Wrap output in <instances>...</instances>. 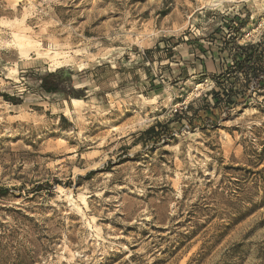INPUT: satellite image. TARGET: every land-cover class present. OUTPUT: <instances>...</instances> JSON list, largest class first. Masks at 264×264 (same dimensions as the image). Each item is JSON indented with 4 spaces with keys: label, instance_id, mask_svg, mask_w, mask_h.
I'll use <instances>...</instances> for the list:
<instances>
[{
    "label": "rangeland",
    "instance_id": "rangeland-1",
    "mask_svg": "<svg viewBox=\"0 0 264 264\" xmlns=\"http://www.w3.org/2000/svg\"><path fill=\"white\" fill-rule=\"evenodd\" d=\"M263 36L264 0H0V264H264V80L210 94Z\"/></svg>",
    "mask_w": 264,
    "mask_h": 264
},
{
    "label": "trees",
    "instance_id": "trees-1",
    "mask_svg": "<svg viewBox=\"0 0 264 264\" xmlns=\"http://www.w3.org/2000/svg\"><path fill=\"white\" fill-rule=\"evenodd\" d=\"M245 21L242 20L241 23ZM229 57L233 58V64L229 65L224 62L221 72L213 77L216 86L210 91V94L215 99L216 107L221 104L229 108L242 105L246 102V92L250 85L257 90L262 87L264 80V36L256 43L236 45V52ZM51 76H54L53 73L41 79V87L48 94L58 92V86L48 81ZM242 80L244 83L241 82ZM238 84H241L240 89L237 88ZM0 96L9 101L14 100V98L1 91ZM17 102L20 101L17 100ZM155 129V126L152 125L143 131V134L153 136L156 133ZM4 192L5 189L1 194Z\"/></svg>",
    "mask_w": 264,
    "mask_h": 264
},
{
    "label": "bare ground",
    "instance_id": "bare-ground-1",
    "mask_svg": "<svg viewBox=\"0 0 264 264\" xmlns=\"http://www.w3.org/2000/svg\"><path fill=\"white\" fill-rule=\"evenodd\" d=\"M74 102V101H73Z\"/></svg>",
    "mask_w": 264,
    "mask_h": 264
}]
</instances>
